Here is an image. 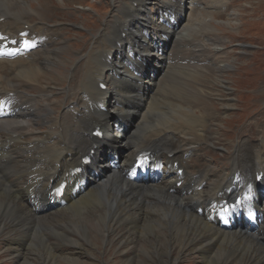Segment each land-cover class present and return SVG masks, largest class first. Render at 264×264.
<instances>
[{"label":"bare ground","instance_id":"1","mask_svg":"<svg viewBox=\"0 0 264 264\" xmlns=\"http://www.w3.org/2000/svg\"><path fill=\"white\" fill-rule=\"evenodd\" d=\"M39 1V9L49 5ZM27 2L0 0V36L9 42L6 46L0 40V49L11 53L0 55V233L17 235L7 246L18 247L17 260L25 252L20 247L29 248L43 229L59 237L49 242L47 258L52 261L54 246L83 245L66 232L73 231L68 226L89 243L93 221L107 243L113 242V234L119 245H140L129 262L177 264L181 259L174 260L168 248L177 240L182 249L199 252L202 264H264V178L257 181L264 173V137L238 143L228 169L213 172L211 160L201 162L208 119L190 101L207 99L199 84L204 72L200 63H208V57L214 61V56L206 47L211 29H203L204 40L191 37L199 32L193 23L203 8L199 0L158 1L169 15L152 0H129L118 7L120 15L99 34L102 45L95 42L100 48L91 47L86 55L85 81L76 93L45 80L47 67L58 59V48L50 44L60 33H46L41 23L26 29V16L33 9L16 11L15 6L23 8ZM221 5L226 2L221 0ZM154 9L163 13L155 15ZM212 19L206 22L211 25ZM23 36H29L30 46L25 47ZM191 43L200 48H187ZM188 62L192 65L179 71L178 64ZM77 67L73 61L64 78L69 87ZM100 83L107 89H100ZM35 85L37 91L26 90ZM59 87L66 97L61 102L55 93ZM113 126L122 129L112 134ZM96 128L104 132L102 138L93 136ZM91 149L92 163L70 176L63 198L49 197L51 187ZM144 150L160 164L145 168L142 177L132 165ZM243 191L252 194L248 206L232 216L210 213ZM161 230L165 239L156 238ZM27 262L32 264L26 259L23 264Z\"/></svg>","mask_w":264,"mask_h":264},{"label":"rangeland","instance_id":"2","mask_svg":"<svg viewBox=\"0 0 264 264\" xmlns=\"http://www.w3.org/2000/svg\"><path fill=\"white\" fill-rule=\"evenodd\" d=\"M27 1L28 5L23 8L15 6L16 11L32 7V14L27 15L25 19L27 24L32 26V24L41 23L46 33H50V30H57L62 34V36L58 34L60 38H55L50 44V46L54 45L58 48V59H55L52 66L47 67L49 70L45 71V80L49 84L53 82L52 85L55 83V86L59 84L63 89H71L69 93H76L84 72L87 71L86 55L93 47L100 48L95 42L99 41V34L105 28V23L114 20L115 15L119 16L118 7L129 0H99L101 4L98 0H45V3L51 6L48 5L44 9H39L41 4L39 0ZM158 1L165 0H152V3H159L163 6L164 3ZM224 1L226 2L225 7L221 5V0H199L204 9H198L197 14L200 16L195 15L193 20V23L197 24L199 32L191 33L192 38L200 37L204 40L205 36L201 35L203 29L212 30L210 32L212 39L208 41L206 47L213 49L214 61L209 62L208 57V63L199 62L204 67L199 84L204 85L207 99L203 102H193V100L190 102L197 114H202V117L208 119L207 129L203 128L206 145H202L204 158L201 162H204L203 159L206 158L211 160L214 164L213 172L232 166L229 159L235 152L236 145L242 140L253 143L254 140L259 141L264 137V0ZM134 4L136 3L134 2ZM162 10L169 12L166 6H163ZM152 11L155 15L161 12L157 9ZM210 16L214 17L211 21L209 20L211 25L206 22ZM46 24L50 27L45 26ZM98 44L102 45L101 42ZM194 45L197 44L191 43L186 47L189 49L200 48ZM178 46L182 48L181 44ZM133 58L137 59V56L133 55ZM179 59L180 62L181 58ZM73 61L78 64V67L73 72L75 80H69L70 83L72 82L69 87L68 83L63 80L65 76L67 77L68 69ZM191 65V62L179 63L177 67L180 71L181 66L185 70ZM224 65L226 69L221 68L222 71H219L218 69ZM106 70L108 69L106 68ZM108 71L112 72L110 69ZM20 80H25L26 85H30L28 79L21 78ZM27 89L30 93L35 92L38 90V86L27 87ZM58 89L60 87L55 89L57 102H61L66 97L65 93ZM73 99L74 96H70L69 100ZM112 134H116L113 129ZM190 137L188 136V139ZM192 160L191 156L190 161L192 162ZM196 167L194 166L193 170ZM263 202L264 199H262ZM68 225L72 224L68 223ZM68 227L73 231L66 230V232L74 239H79L83 245L76 246L68 243L64 246H54L56 255L54 262L47 258L50 255L49 242L56 243L59 241L57 240L59 237L51 234V231L43 229L34 237L29 248L24 250L23 247H20L23 252L25 251L20 254V261L17 260L16 254L18 253L14 250L18 247H7L12 242V238L17 235L0 233V264H23L25 259L30 260L32 264H138L136 261L129 262V258L135 253H139L140 245L138 243L119 245L117 243L118 235L113 234L110 236L113 242L107 243L101 239L100 230L93 221L91 227L94 233L89 243L81 238L72 226ZM121 227L127 229L128 226L123 224ZM81 231H83L82 228ZM21 235L23 236V234ZM157 235L156 238L165 239L163 230ZM169 247L172 250L173 259H181L177 264H202L199 252L195 250L193 253L182 249L177 240L172 242ZM145 248L150 249L147 246ZM146 262V264H159L153 259L146 260Z\"/></svg>","mask_w":264,"mask_h":264},{"label":"snow or ice","instance_id":"3","mask_svg":"<svg viewBox=\"0 0 264 264\" xmlns=\"http://www.w3.org/2000/svg\"><path fill=\"white\" fill-rule=\"evenodd\" d=\"M4 39H6V37L0 36V40H4ZM13 43H15V41H13ZM24 45H25V47H28V46H30V42L29 41H24ZM5 54H11V53L4 52L2 49H0V55H5ZM3 103L4 102L0 101V108L3 107ZM60 191H61L60 188H57L55 190L56 194H59ZM236 203H239V201H236Z\"/></svg>","mask_w":264,"mask_h":264}]
</instances>
